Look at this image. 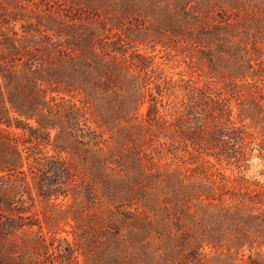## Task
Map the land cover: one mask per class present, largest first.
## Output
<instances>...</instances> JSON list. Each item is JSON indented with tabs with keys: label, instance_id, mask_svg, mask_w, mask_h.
Returning <instances> with one entry per match:
<instances>
[{
	"label": "trees",
	"instance_id": "1",
	"mask_svg": "<svg viewBox=\"0 0 264 264\" xmlns=\"http://www.w3.org/2000/svg\"><path fill=\"white\" fill-rule=\"evenodd\" d=\"M254 159L264 0H0V264H264Z\"/></svg>",
	"mask_w": 264,
	"mask_h": 264
},
{
	"label": "rangeland",
	"instance_id": "2",
	"mask_svg": "<svg viewBox=\"0 0 264 264\" xmlns=\"http://www.w3.org/2000/svg\"><path fill=\"white\" fill-rule=\"evenodd\" d=\"M159 55L156 58V63L160 65V69L163 70V74L167 77H173L175 79L178 78L177 73H179L181 70H183V66H177L174 62H167L164 57H160ZM264 170V163H260L259 160L254 159L252 161V166L250 170L246 173V176L249 178H257L260 180H264V176H260V171ZM66 229H69L66 227ZM62 236H65L64 233L61 234Z\"/></svg>",
	"mask_w": 264,
	"mask_h": 264
}]
</instances>
